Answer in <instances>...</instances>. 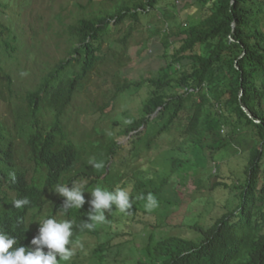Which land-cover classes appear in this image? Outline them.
<instances>
[{
  "label": "trees",
  "instance_id": "trees-1",
  "mask_svg": "<svg viewBox=\"0 0 264 264\" xmlns=\"http://www.w3.org/2000/svg\"><path fill=\"white\" fill-rule=\"evenodd\" d=\"M158 1L140 0L134 8L121 5L114 10L115 0L110 9L66 24L68 55L55 64L46 62L35 85L15 87L7 68H19L20 55L33 57V47L27 44L26 30L19 26L21 12L16 7L11 10L9 0H0V102L5 77L15 100L13 118L1 112L0 106V229L17 238L14 247L34 248L30 241L38 235L39 220L57 216L74 222L70 247L75 254L61 264H105L107 251L114 247V235L108 233L106 239L100 234L98 222L89 220L87 202L82 209L65 213V198L53 190L86 180L84 196L95 187L114 191L108 188V174L116 173L119 164L128 160L134 165L136 160L142 162L143 151L160 152L153 143L166 139L167 150L173 151L168 169L144 164L156 156L141 166L128 164L135 183L129 188L132 208L124 213L136 215L149 194L157 202L171 203L180 199L174 176L182 185L190 179L197 185L202 182L198 167L189 161V150L198 156L204 152L203 163H216V153L231 145L221 137L229 124L235 132L248 131L251 141L245 180L230 185L216 175L213 188L223 186L233 193L224 211L207 225L195 223L197 238L144 234L135 264H264V0H197L205 10L202 19L183 26L179 39L166 41L167 62L158 76L146 80L152 89L142 115L123 130L133 143L128 155L119 164L113 161L121 144L111 139L105 143V151L91 158L103 163V168L85 161L76 169L83 147L67 135V109L101 59L105 42L111 45L114 41L110 33L122 30L126 23L129 35L138 26L139 16L152 13ZM128 35L119 39L125 46ZM126 89L118 88L111 101L120 99ZM209 138L214 141L208 143ZM24 197L30 204L14 208L12 201ZM30 217L37 223L32 224ZM94 236L96 241L89 243L93 249L86 252L89 248L84 239Z\"/></svg>",
  "mask_w": 264,
  "mask_h": 264
},
{
  "label": "rangeland",
  "instance_id": "rangeland-1",
  "mask_svg": "<svg viewBox=\"0 0 264 264\" xmlns=\"http://www.w3.org/2000/svg\"><path fill=\"white\" fill-rule=\"evenodd\" d=\"M9 1L11 10H15L16 7L21 12L19 19L17 18L18 22L20 20L19 26L26 30L27 44L33 47L30 48V56L33 57L23 58L20 55V67L7 68L15 79V87L35 85L44 74L46 62L55 64L68 55L69 36L64 33L66 24L73 23L82 16L99 14L110 9L115 3V0ZM139 1L116 0L113 8L118 10L121 5H130L134 8ZM154 9L150 14L146 11L139 16L138 26L134 27L129 35L126 23L121 27L122 30L116 29L110 33V38L114 41L111 45L105 42L103 51L99 53L101 59L84 80L83 87L76 91L72 104L67 109V135L83 147L81 160L77 163L76 169L81 168L85 161L95 158L98 152L105 151V143L110 142L111 139L121 144V149L113 161L116 160L119 164L124 160L133 143L131 144V136L123 130L142 115L143 103L152 89L146 80L158 76L167 62L166 41L179 39L182 36L180 35L182 27L187 26L188 23L199 22L205 13L197 0H159ZM126 35L129 36L128 49L119 40ZM34 57H37L36 63H33ZM23 67L30 71L27 72ZM137 82L143 85L137 86ZM1 86L4 91V98L0 102L1 112H6L10 118H13L12 109L15 100L11 98L6 77L5 84L1 83ZM122 87L129 89L125 90L127 92L120 99L111 101L114 92ZM244 130L235 132L233 125H225L221 137L232 146L228 145L216 153V163L214 161L203 163L201 158L204 152H198L201 157L189 150V161L196 164L195 169L196 166L198 167L196 170L202 182L197 185L193 179H190L182 185L178 176H174L175 191L181 200L171 203L156 201V206L150 211L146 207L148 204L146 202L141 205L143 208L136 215L122 214L114 205L111 212H105V219L98 222L100 234L106 239L108 233L114 235L111 241L114 247L107 251L108 260L105 264H135L140 254L139 246L144 242V234L151 233L154 238L169 235L197 238L199 233L193 225L197 222L201 225L211 223L224 211V204L233 195L223 186L213 188L214 177L217 175L220 182L230 185L243 182L246 178L251 141L248 131ZM207 141L212 143L214 140L209 138ZM168 142L166 139L154 142L153 146L159 145L162 151L156 149L143 151L142 162L136 160L134 165L133 160V163L128 160L119 164L116 173L108 174V188L119 187L130 193L129 188L135 180H132L133 171L128 164L134 167L141 166L156 156L153 162L144 164L150 168L156 166L155 168L160 170L168 169L173 155V151L167 150ZM86 182V180L79 181L81 185ZM85 197L91 200L90 191L86 192ZM30 220L32 224L37 223V219L30 217ZM95 238L94 236L84 239L89 248L86 252H91L93 249L89 247V243L96 241ZM118 244L122 245L118 246Z\"/></svg>",
  "mask_w": 264,
  "mask_h": 264
},
{
  "label": "clouds",
  "instance_id": "clouds-1",
  "mask_svg": "<svg viewBox=\"0 0 264 264\" xmlns=\"http://www.w3.org/2000/svg\"><path fill=\"white\" fill-rule=\"evenodd\" d=\"M92 167L96 169L103 168V163L89 161ZM13 181L15 176L12 177ZM55 193L65 198L62 208L66 213L68 209H82L84 204L89 203V220L103 221L105 212H111L113 205L122 213L132 208L130 193L124 189L116 188L114 191H108L101 187H95L90 190L91 200L86 201L82 185L72 182V187L67 185H58ZM146 207L150 211L156 206L154 197L149 194ZM14 208L22 209L30 204L27 197L15 199L12 201ZM40 227L38 235L30 241L33 247L18 246L17 238L7 231L0 229V264H61V261H70L75 254L71 237L73 236L74 222L71 220H59L56 217H48L39 220ZM89 228L92 224L87 225ZM47 249V251H45ZM59 256V259H58Z\"/></svg>",
  "mask_w": 264,
  "mask_h": 264
},
{
  "label": "water",
  "instance_id": "water-1",
  "mask_svg": "<svg viewBox=\"0 0 264 264\" xmlns=\"http://www.w3.org/2000/svg\"><path fill=\"white\" fill-rule=\"evenodd\" d=\"M245 109H246V108H245ZM246 110H247V109H246ZM247 112H248V110H247ZM248 114L252 117L251 113L248 112Z\"/></svg>",
  "mask_w": 264,
  "mask_h": 264
}]
</instances>
